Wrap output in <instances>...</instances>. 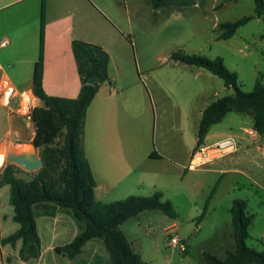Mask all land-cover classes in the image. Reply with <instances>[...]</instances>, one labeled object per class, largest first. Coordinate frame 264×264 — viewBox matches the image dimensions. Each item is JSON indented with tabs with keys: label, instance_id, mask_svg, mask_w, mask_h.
Listing matches in <instances>:
<instances>
[{
	"label": "rangeland",
	"instance_id": "obj_1",
	"mask_svg": "<svg viewBox=\"0 0 264 264\" xmlns=\"http://www.w3.org/2000/svg\"><path fill=\"white\" fill-rule=\"evenodd\" d=\"M189 1L191 4L183 8L172 6L159 10H153L148 0H90L91 3L86 6L90 7V18L99 25L100 31L105 28L112 29L115 39L117 41L121 39L123 51L125 50L127 56L124 70L133 81L142 79L145 84L150 85V89L154 90L151 79L147 77L148 73H152L153 80H161L164 84L171 82L167 76L171 73L174 75L176 73H209L200 68L173 62L170 56L180 51L209 59L221 58L227 69L236 72L240 90L245 93L251 92L258 74L264 73V22L261 19H252L240 27L230 40H219L220 31L217 27L221 23L234 22L253 15V0ZM11 2L13 0H3L0 3V39L7 38L11 42V45L0 50V64L10 79L18 81L25 74L19 73L20 66L13 68L9 65L8 67L6 65L9 63L4 62H9L12 58H20L24 52L27 55L30 52L31 41L35 47L33 52H37L42 0H26L9 4ZM54 5L53 3V8ZM64 7L71 8L72 4H65ZM125 10L128 15L125 14ZM104 26L105 28L102 29ZM15 41L25 45V50L14 48ZM178 81L181 80L178 79ZM184 84L183 81L176 86L175 93L168 94L172 103H179V100L185 99ZM207 86H209V92L211 91L210 94L214 92L217 94L214 100L234 93L232 88L229 90L224 88L223 81L218 77H215ZM153 97L155 101L158 96L153 95ZM7 114L9 112L0 105V139L7 128ZM231 115L252 124V117L249 115L238 113ZM11 117L10 134L0 144V155L4 156L0 173L7 165H16L6 159L10 147L13 144L29 145L35 133L32 121L17 115ZM155 123V136L157 142L161 143L160 137L166 132L164 123L159 118ZM209 165L193 172H186V177L182 180L171 175L169 181L164 183L168 187L162 191L163 200L171 201L169 202L176 213L174 219L157 210L146 211L130 218L120 226V230L125 234L132 248L140 251L148 264H204L203 252L223 258L224 252L231 251L234 245L232 219L228 210L235 200L247 201V210L254 215L246 245L256 251L263 250L264 159L259 158L254 161L247 156L237 163L236 167L240 169L238 173L225 176L200 171L207 169ZM36 172L37 170L27 171L19 167L17 175L30 180ZM182 189L185 190L183 195L189 202L185 201L181 194L179 195ZM208 197L210 199L207 204V215L199 219ZM114 198L122 200L119 199L121 197ZM194 203L199 208L197 212L192 210ZM58 213H60L58 218L49 220L48 224L64 232L60 237L59 244H61L69 241L76 226L72 224L73 220L66 213ZM12 216L9 188L8 186L0 187V220L5 234L12 232L10 225L14 228L18 227L13 222ZM171 226L175 227V234L189 248L187 253L181 254L168 246L169 237L166 229ZM2 248L7 264H38L41 261L36 260L30 263L20 261L18 257L20 242L15 248L9 246ZM102 249L100 241H90L83 250V258L90 259L93 253L101 252ZM0 256L2 257L1 251ZM53 260L57 264H72L58 255ZM50 262V259H46V263Z\"/></svg>",
	"mask_w": 264,
	"mask_h": 264
},
{
	"label": "crops",
	"instance_id": "obj_2",
	"mask_svg": "<svg viewBox=\"0 0 264 264\" xmlns=\"http://www.w3.org/2000/svg\"><path fill=\"white\" fill-rule=\"evenodd\" d=\"M2 1L0 0V3ZM21 1L26 0H13L9 4ZM45 1L42 87L48 96L65 99H75L78 96L81 84L72 54L73 41L98 45L109 55L110 82L100 86L88 107L83 130V148L96 182L95 199L100 203H111L117 200L114 197L123 199L131 195L150 196L155 192L162 193L168 187L164 183L169 181L171 175L182 180L186 177V172H193L187 170V165L196 148L202 112L209 104L218 99H213L217 94L215 92L210 94L211 91L209 92V86H207L213 82L216 76L202 72L176 73V75L171 73L167 75L171 82L164 84L161 80H153L152 73H148L147 77L154 85V90H152L149 88L150 85L145 84L142 79L133 81L125 73L127 56L125 50L123 51L121 39L117 41L112 29H106L105 26L102 28L105 30L100 31L99 25L91 20L90 7L86 6L91 3L90 0ZM53 3L55 4L54 8ZM68 3L72 4L71 8L64 7ZM125 14L128 15L127 10H125ZM121 38L125 42L122 36ZM13 46L25 50V45L17 41ZM34 48L33 41H31L30 52L27 55L24 52L20 58H12L9 62H4L9 63L6 65L8 67L9 65L13 68L17 65L20 66L21 72L19 73H25L21 80L10 79L0 64L2 75H6L13 87L19 91H32V75L34 64L38 58L39 42L35 53L33 52ZM183 81L186 89L185 99L179 100V103H172L168 94L175 93L176 86L182 84ZM226 89L229 90V88ZM153 95L158 96L155 98L156 102ZM39 105H41L40 100ZM233 113L235 112L228 113L220 123L210 128L204 138L203 145H212L231 137L236 140L239 146L238 152L218 159L210 163L207 169L200 171L225 176L230 173H238L240 169L236 167L237 163L247 156L253 158L254 161L259 158L264 159V137L253 131L252 124L231 115ZM157 118L164 123L166 131L160 137L161 143L157 142L155 136ZM11 121L12 117L7 114V128L0 139V144L10 134ZM184 192L185 190L182 189L179 195L181 194L180 196L188 201L183 195ZM188 199L190 200V198ZM192 208L194 212L199 210L195 203ZM228 211L230 213V207ZM58 214L60 213H57L53 218H38L37 226L41 243V254L38 258L41 261L38 264H48L46 259H50L49 264H57L53 260L57 256L54 249L69 243L77 234V228H75L76 230L69 241L59 244L60 237L64 232L48 224L49 220H56ZM205 215H207V211ZM69 218L71 217L69 216ZM1 222L0 220V239L12 234L18 228L10 225L12 232L5 234ZM71 222L75 224L74 221ZM172 230L175 231L174 226L166 229V234ZM89 244L90 242L84 249ZM2 247L0 246L2 252L0 264H7L4 260ZM5 247L8 248V245ZM227 251L229 250H226L224 254ZM136 252L142 256L140 251ZM95 253L88 259L83 258L82 252L77 260H68V262L90 264ZM145 261L147 262V260Z\"/></svg>",
	"mask_w": 264,
	"mask_h": 264
},
{
	"label": "trees",
	"instance_id": "obj_3",
	"mask_svg": "<svg viewBox=\"0 0 264 264\" xmlns=\"http://www.w3.org/2000/svg\"><path fill=\"white\" fill-rule=\"evenodd\" d=\"M153 10L190 5L189 0H148ZM254 14L234 22L218 25L219 40H228L237 30L254 18L264 22V0H253ZM45 0L41 3L39 52L32 75V92L41 105L34 109L32 122L35 133L32 143L39 149L43 167L35 176L25 180L17 175L19 167L9 164L0 173V187L8 186L12 220L18 228L0 239V246L15 248L20 242L19 260L32 262L41 254L37 219L53 218L64 212L74 221L77 234L67 244L56 247L54 253L69 261L77 260L90 241H100L102 251L95 253L90 264H148L136 252L120 226L130 218L146 211H160L174 219L176 213L161 192L150 196H128L111 203L95 199L94 180L83 148V130L88 107L100 86L109 83V55L98 45L81 41L72 42V54L80 80V91L75 99L48 96L42 87L44 62ZM170 59L177 63L206 70L223 81L225 88L234 93L216 99L202 112L197 132L196 148L202 146L210 128L230 113L252 117V129L264 137V73H259L253 90L242 92L236 72L230 71L221 58L209 59L198 55L173 53ZM94 79L92 85L88 84ZM213 193V191H212ZM208 197L199 219L207 210ZM234 247L223 258L203 252L204 264H264V248L256 251L246 245L254 215L248 213L245 200H235L230 208ZM85 262H82L84 264Z\"/></svg>",
	"mask_w": 264,
	"mask_h": 264
},
{
	"label": "built area",
	"instance_id": "obj_4",
	"mask_svg": "<svg viewBox=\"0 0 264 264\" xmlns=\"http://www.w3.org/2000/svg\"><path fill=\"white\" fill-rule=\"evenodd\" d=\"M10 44L9 39H0V50ZM9 99L7 103H4V97L7 93ZM0 105L4 107L10 116H20L28 121H32V115L34 109L39 107V99L30 91H19L13 87L9 78L6 75L0 77ZM239 146L235 139L227 137L212 145H202L193 150L187 170L196 171L200 168L226 156L237 153ZM169 240L168 246L173 250L185 254L187 252V246L185 242L180 239L175 231H169L167 233Z\"/></svg>",
	"mask_w": 264,
	"mask_h": 264
},
{
	"label": "water",
	"instance_id": "obj_5",
	"mask_svg": "<svg viewBox=\"0 0 264 264\" xmlns=\"http://www.w3.org/2000/svg\"><path fill=\"white\" fill-rule=\"evenodd\" d=\"M93 83L94 79L90 78L88 84L92 85ZM6 159L27 171L39 170L43 167L38 148L32 142L25 146L13 144L7 152Z\"/></svg>",
	"mask_w": 264,
	"mask_h": 264
},
{
	"label": "clouds",
	"instance_id": "obj_6",
	"mask_svg": "<svg viewBox=\"0 0 264 264\" xmlns=\"http://www.w3.org/2000/svg\"><path fill=\"white\" fill-rule=\"evenodd\" d=\"M10 94H11V93L9 92V93H7V94L5 95V97H4V103H7V102H8V99H9V95H10ZM3 162H4V157H3V155H0V165H2Z\"/></svg>",
	"mask_w": 264,
	"mask_h": 264
},
{
	"label": "bare ground",
	"instance_id": "obj_7",
	"mask_svg": "<svg viewBox=\"0 0 264 264\" xmlns=\"http://www.w3.org/2000/svg\"><path fill=\"white\" fill-rule=\"evenodd\" d=\"M4 157V156H3Z\"/></svg>",
	"mask_w": 264,
	"mask_h": 264
}]
</instances>
